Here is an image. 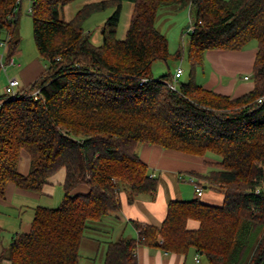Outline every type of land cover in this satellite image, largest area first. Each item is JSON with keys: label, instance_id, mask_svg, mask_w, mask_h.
Returning <instances> with one entry per match:
<instances>
[{"label": "trees", "instance_id": "trees-1", "mask_svg": "<svg viewBox=\"0 0 264 264\" xmlns=\"http://www.w3.org/2000/svg\"><path fill=\"white\" fill-rule=\"evenodd\" d=\"M28 1L35 44L47 65L16 97H0V200L10 183L41 193L62 170L64 198L57 208L35 209L30 232L1 251L0 264H79L89 223L118 211L122 190L129 203L156 196L158 181L138 154L141 144L218 156L209 172L194 175L202 188L223 194L224 203L173 201L161 227L131 222L137 235L110 242L104 264H139L140 246L180 255L193 250L209 264H264V0H103L68 22L62 11L78 0ZM23 2L0 0V39L5 30L9 58L19 49ZM125 2L134 9L120 40ZM170 5L194 15L190 77L175 91L166 84L172 76H152L155 63L183 58V48L171 55L157 28L160 9ZM108 10L103 43L95 45L84 24ZM254 41L251 92L234 99L201 85L208 51H243ZM23 151L31 159L28 175L19 172ZM83 185L87 194L73 193ZM191 220L198 229L188 228Z\"/></svg>", "mask_w": 264, "mask_h": 264}, {"label": "crops", "instance_id": "crops-1", "mask_svg": "<svg viewBox=\"0 0 264 264\" xmlns=\"http://www.w3.org/2000/svg\"><path fill=\"white\" fill-rule=\"evenodd\" d=\"M6 54V50L0 52V67ZM256 54L257 47L251 50L246 48L243 51H208L205 54L204 67L198 79L207 90L230 96L234 99L242 97L254 89L252 75ZM207 63L210 64L209 68L206 67ZM45 69L46 65L44 66L42 60L38 57L25 66H20L16 76L19 78L17 79L20 81L21 88L26 89L33 84L43 74ZM173 75L171 74V76ZM246 77H249V79L246 80ZM138 154L149 167L150 173L158 181L157 194L154 198L149 195H142L133 203H129L127 193L122 190L120 192L121 208L99 222L100 226H91L89 229L90 235L88 239L93 244H90L93 250L85 257L87 264H97L95 256L101 250H103L104 258L99 263L104 264L103 261L105 260L107 247L110 242L118 241L121 238L135 237L137 233L131 222L161 227L166 219L171 202L191 201L199 198L194 186L190 182H186V179H180V176L183 175L187 178L189 175L194 177L198 182L199 179L194 173L206 174L210 170L209 163L219 162L209 156H191L150 144H141L138 147ZM30 167V156L23 151L19 162V172L22 175H28ZM64 179L65 171L62 170L49 180L48 185L41 193L22 190L13 183L8 185L5 197L0 200V228L5 234L0 243V253L9 247L14 238L30 232L37 207L50 206V208H53L52 205H47L48 203L46 202L54 200L55 196H58L60 204L62 203L64 198ZM190 188L194 189L193 194ZM203 190L208 191L203 192L201 196L203 201L201 202L215 206L223 205V194L213 189H208L205 185ZM88 192V187L83 185L76 188L73 193L87 194ZM29 202H31L32 207H30ZM28 207L31 208L33 217L32 220L26 221L23 226L21 217ZM5 217L8 219L7 223L9 222L12 225L9 234H7L9 227L4 222ZM199 226L200 224L197 221L191 220L188 223V228L191 230H196ZM81 248L79 264L82 262ZM96 249L97 253H95ZM196 256L197 253L193 250L187 255L169 254L163 252L161 249L146 246H140L137 250L139 264H209L206 258L202 256H200L199 262H197ZM2 264L12 263L9 260H4Z\"/></svg>", "mask_w": 264, "mask_h": 264}, {"label": "rangeland", "instance_id": "rangeland-1", "mask_svg": "<svg viewBox=\"0 0 264 264\" xmlns=\"http://www.w3.org/2000/svg\"><path fill=\"white\" fill-rule=\"evenodd\" d=\"M103 0H78L70 5L64 7L62 11V18L68 22L71 21L76 13L82 9L85 5L91 3H97ZM228 1V0H227ZM30 3L28 0H24L22 4V8L18 18V26H17V34L16 37L20 40L19 49L16 55L12 58L15 60V65H10L8 63L9 56H8V43L5 45V41L8 39V34L5 30L2 31L1 39H0V52L6 50L5 59H3V66L0 67V97L6 94V84L11 78H18L16 76L18 71V64L21 66H25L26 64L30 63L34 58L38 57L42 60L43 65H47V62L41 58L38 53V49L35 44L34 36H33V20L32 16L29 13ZM133 4L129 2H125L123 4L120 24L118 27V39L123 40L126 37L127 30L130 25L131 16L133 13ZM173 7L166 6L162 7L158 14L157 19V28L158 30L168 39L169 41V50L171 55H176L178 51L182 48L184 49L183 58L182 59H170L168 63L165 61H159L155 63L152 67V76L155 79L159 78H166L168 79L171 74L173 75L177 69V67L181 66L184 70L182 77L179 79L177 86H180V83L187 82L190 77V65L187 61L188 56V49H189V41H190V34L188 33L189 25H193L194 22V15L192 14V10H183V11H173ZM112 15V10H108L105 12H98L94 14L85 24L84 29L87 33L91 34L92 42L95 45H101L103 43V35H102V28L105 25L107 19ZM257 47V43L251 42L247 47L248 50ZM210 64L207 63L206 67L209 68ZM7 69V70H6ZM7 71V72H6ZM16 76V77H15ZM19 79V78H18ZM171 79V78H170ZM169 79V80H170ZM168 86V85H167ZM169 87V86H168ZM39 90H35L33 92L36 93ZM175 91V90H174ZM210 158L220 160L218 156L210 155ZM189 176V175H188ZM186 181V180H185ZM188 182V181H186ZM193 185V184H192ZM192 194L194 193V189L190 188ZM208 190H203L206 192ZM200 201H203L202 197H199ZM46 203L47 205H52L53 208L59 207L60 202L58 196H55L54 200H49ZM30 207H32L31 202H29ZM26 208V212L22 215L21 223L25 224L26 221L32 220L33 212L31 208ZM48 207V206H45ZM50 208V206H49ZM7 217L4 218V222L7 223ZM3 222V223H4ZM14 224V223H13ZM5 225V224H3ZM90 226H100L99 223H89ZM5 227V226H3ZM8 231L7 234L10 233V229L12 225L7 223ZM87 237L84 239L82 248H81V264H87L86 256H88L92 252V247L90 244L92 242L88 239L90 232H87ZM3 236L5 234L3 233ZM93 245V244H92ZM97 249L95 250V253ZM104 258L103 250L99 251L95 256L96 263L100 264L99 262ZM104 262V261H103Z\"/></svg>", "mask_w": 264, "mask_h": 264}, {"label": "built area", "instance_id": "built-area-1", "mask_svg": "<svg viewBox=\"0 0 264 264\" xmlns=\"http://www.w3.org/2000/svg\"><path fill=\"white\" fill-rule=\"evenodd\" d=\"M30 8V7H29ZM32 9H29V13H31ZM190 32H194V25H189L188 27V33ZM5 45H7V40L5 41ZM8 63L10 65H15V60L11 57L9 58ZM3 68H5V65H3ZM18 67H20L21 65L18 64ZM183 75V69L181 66H179L174 75L171 77V79L169 81L166 82V84L172 89V90H177L178 86V82L179 79L182 77ZM249 77H246V80H248ZM20 81L17 78H11L8 81V85L6 87V94L10 95L11 97H16L20 91ZM35 99H40L41 98V94L40 91H37L36 93L33 94ZM262 100H259V102H261ZM154 176V175H152ZM180 179H186V181L190 182L191 184H193L195 192L197 194V196L201 197L203 195V188L198 184V182L196 181V179L194 177L188 176L187 178H185L183 175L180 176ZM200 259V255L196 256V260L197 262H199Z\"/></svg>", "mask_w": 264, "mask_h": 264}]
</instances>
